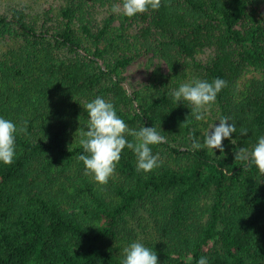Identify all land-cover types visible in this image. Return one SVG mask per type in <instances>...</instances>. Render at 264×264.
<instances>
[{
	"label": "trees",
	"instance_id": "16d2710c",
	"mask_svg": "<svg viewBox=\"0 0 264 264\" xmlns=\"http://www.w3.org/2000/svg\"><path fill=\"white\" fill-rule=\"evenodd\" d=\"M62 2L48 28L22 9L0 14V39L22 42L0 55V115L26 127L13 164L0 166V264H120L133 241L159 264H264V178L234 158L264 135V0H162L131 19L112 13L119 0ZM99 8L110 14L95 26ZM147 55L166 72L129 94L125 70ZM218 77L228 86L204 120L172 102L180 84ZM98 96L130 129L162 130L158 169L137 173L125 149L106 185L84 175L75 133ZM222 117L237 143L224 140L216 157L193 149L190 133Z\"/></svg>",
	"mask_w": 264,
	"mask_h": 264
},
{
	"label": "clouds",
	"instance_id": "9594fccd",
	"mask_svg": "<svg viewBox=\"0 0 264 264\" xmlns=\"http://www.w3.org/2000/svg\"><path fill=\"white\" fill-rule=\"evenodd\" d=\"M162 0H119L113 3L111 11L124 18H135L149 11H158ZM228 86L227 81L215 78L211 81L193 78L189 83H182L171 91L174 104L190 109V115L196 121L206 118L208 109L216 102L218 94ZM87 114L86 126L79 132L78 144L83 151L78 160L84 165V175L90 176L96 184L104 186L115 173L116 167L125 149L136 158V171L145 175L161 166L159 154H153V147L166 142L162 130L156 127L130 129L118 114L115 106L104 97L98 96L83 106ZM237 131V124L231 117H222L219 124L210 125L203 136L190 133L192 148L216 157V150L224 153V140L235 145L231 139ZM26 132V127L0 115V166H10L17 156V137ZM242 129L240 135H247ZM131 137L132 139H129ZM235 161L244 162L254 167L257 174L264 178V135L257 138L251 150L242 147L234 150ZM120 264H159L157 252L145 244L133 241L123 250ZM197 264H209L206 256H201Z\"/></svg>",
	"mask_w": 264,
	"mask_h": 264
},
{
	"label": "rangeland",
	"instance_id": "374dc122",
	"mask_svg": "<svg viewBox=\"0 0 264 264\" xmlns=\"http://www.w3.org/2000/svg\"><path fill=\"white\" fill-rule=\"evenodd\" d=\"M63 5L62 0H0V14H8L11 9H22L31 21H37L39 29L42 25L46 28L55 25L59 9ZM48 14V17L45 15ZM108 9H96L93 12V25L100 26L109 16ZM119 21L115 20L111 28H118ZM129 37L134 35L130 30ZM21 44L20 40L4 37L0 39V55L5 53L8 48ZM62 57H69L66 51L60 52ZM160 70L166 72L165 64L158 58L151 55L142 56L129 65L124 73L123 87L129 94L140 91L150 81L153 71Z\"/></svg>",
	"mask_w": 264,
	"mask_h": 264
}]
</instances>
